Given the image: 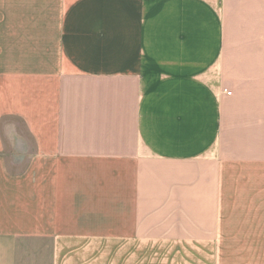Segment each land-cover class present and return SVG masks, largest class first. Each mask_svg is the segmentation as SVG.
<instances>
[{
    "label": "crops",
    "instance_id": "crops-1",
    "mask_svg": "<svg viewBox=\"0 0 264 264\" xmlns=\"http://www.w3.org/2000/svg\"><path fill=\"white\" fill-rule=\"evenodd\" d=\"M250 179L264 0H0V264H225Z\"/></svg>",
    "mask_w": 264,
    "mask_h": 264
},
{
    "label": "rangeland",
    "instance_id": "rangeland-1",
    "mask_svg": "<svg viewBox=\"0 0 264 264\" xmlns=\"http://www.w3.org/2000/svg\"><path fill=\"white\" fill-rule=\"evenodd\" d=\"M232 187L231 203L228 209L224 212L225 218L232 222L229 227L230 235L238 234L240 229L245 233L248 227H236L234 223L238 221L258 222L264 221V181L260 184L261 187L255 185L253 179L241 180V185H236V180ZM238 191L236 194L234 192ZM264 230V228H260ZM242 238L245 236L242 235ZM230 246L229 258L225 260V264H264V243H239L232 242L227 244ZM220 252V251H219ZM218 253L216 264H223Z\"/></svg>",
    "mask_w": 264,
    "mask_h": 264
},
{
    "label": "built area",
    "instance_id": "built-area-1",
    "mask_svg": "<svg viewBox=\"0 0 264 264\" xmlns=\"http://www.w3.org/2000/svg\"><path fill=\"white\" fill-rule=\"evenodd\" d=\"M229 94V93H228Z\"/></svg>",
    "mask_w": 264,
    "mask_h": 264
}]
</instances>
